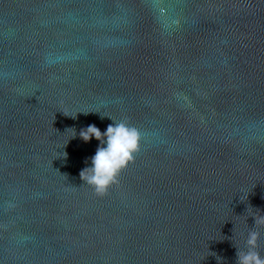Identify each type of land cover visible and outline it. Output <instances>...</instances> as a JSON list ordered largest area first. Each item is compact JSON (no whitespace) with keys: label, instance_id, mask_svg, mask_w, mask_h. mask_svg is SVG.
Instances as JSON below:
<instances>
[{"label":"water","instance_id":"95a60500","mask_svg":"<svg viewBox=\"0 0 264 264\" xmlns=\"http://www.w3.org/2000/svg\"><path fill=\"white\" fill-rule=\"evenodd\" d=\"M261 217L264 0H0V264H237Z\"/></svg>","mask_w":264,"mask_h":264},{"label":"clouds","instance_id":"9594fccd","mask_svg":"<svg viewBox=\"0 0 264 264\" xmlns=\"http://www.w3.org/2000/svg\"><path fill=\"white\" fill-rule=\"evenodd\" d=\"M79 136L86 142L92 138L100 142L90 157V164L79 175L83 183L93 186L97 193L103 194L138 150L140 134L135 127L125 122L113 121L103 132L96 125L89 124L80 130ZM257 222L264 223V217ZM258 236L256 231L249 232L246 250L236 249L237 264H264V257L256 250Z\"/></svg>","mask_w":264,"mask_h":264}]
</instances>
